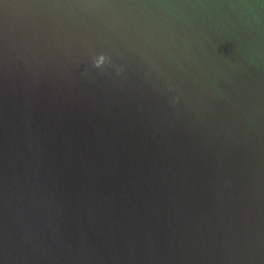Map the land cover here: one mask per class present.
<instances>
[{
	"label": "water",
	"instance_id": "obj_1",
	"mask_svg": "<svg viewBox=\"0 0 264 264\" xmlns=\"http://www.w3.org/2000/svg\"><path fill=\"white\" fill-rule=\"evenodd\" d=\"M0 264H264V0H0Z\"/></svg>",
	"mask_w": 264,
	"mask_h": 264
},
{
	"label": "clouds",
	"instance_id": "obj_2",
	"mask_svg": "<svg viewBox=\"0 0 264 264\" xmlns=\"http://www.w3.org/2000/svg\"><path fill=\"white\" fill-rule=\"evenodd\" d=\"M107 62H108V57L104 54H101V55L97 56L96 58H94L93 66L96 68H100L101 66H103Z\"/></svg>",
	"mask_w": 264,
	"mask_h": 264
}]
</instances>
